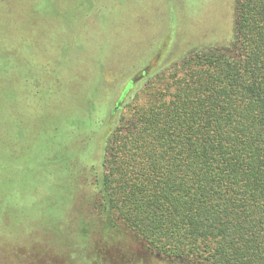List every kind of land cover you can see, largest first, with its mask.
I'll use <instances>...</instances> for the list:
<instances>
[{"label": "trees", "instance_id": "16d2710c", "mask_svg": "<svg viewBox=\"0 0 264 264\" xmlns=\"http://www.w3.org/2000/svg\"><path fill=\"white\" fill-rule=\"evenodd\" d=\"M233 18L226 43L123 91L90 169L95 242L79 219L59 264H264V0Z\"/></svg>", "mask_w": 264, "mask_h": 264}, {"label": "rangeland", "instance_id": "374dc122", "mask_svg": "<svg viewBox=\"0 0 264 264\" xmlns=\"http://www.w3.org/2000/svg\"><path fill=\"white\" fill-rule=\"evenodd\" d=\"M233 19V0H0V264L61 263L79 219L95 242L90 169L127 83L226 43Z\"/></svg>", "mask_w": 264, "mask_h": 264}, {"label": "flooded vegetation", "instance_id": "af4514ba", "mask_svg": "<svg viewBox=\"0 0 264 264\" xmlns=\"http://www.w3.org/2000/svg\"><path fill=\"white\" fill-rule=\"evenodd\" d=\"M155 70V69H154ZM154 70L150 67L147 66L140 74L136 75L135 78H132L126 85L125 89L127 86L132 83L133 86H139L140 83L144 80L147 79V77L154 72ZM119 106V105H118Z\"/></svg>", "mask_w": 264, "mask_h": 264}]
</instances>
